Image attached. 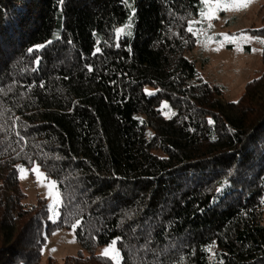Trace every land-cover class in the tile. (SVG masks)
<instances>
[{
	"label": "trees",
	"instance_id": "16d2710c",
	"mask_svg": "<svg viewBox=\"0 0 264 264\" xmlns=\"http://www.w3.org/2000/svg\"><path fill=\"white\" fill-rule=\"evenodd\" d=\"M199 6L0 0V264H38L45 234L77 219L88 254L63 264H113L94 250L116 238L121 264H264V43L262 73L225 100L186 56ZM28 157L61 182L56 222L23 202Z\"/></svg>",
	"mask_w": 264,
	"mask_h": 264
},
{
	"label": "rangeland",
	"instance_id": "374dc122",
	"mask_svg": "<svg viewBox=\"0 0 264 264\" xmlns=\"http://www.w3.org/2000/svg\"><path fill=\"white\" fill-rule=\"evenodd\" d=\"M211 2L214 3L215 0H211ZM223 2L230 3L232 0H223ZM199 9L207 10L201 2ZM214 11L218 18L203 21L202 27L205 29V33L200 37L201 43L195 41L193 48L186 53V56L195 62L198 77L202 81L221 85L222 97L228 101H235L243 94L246 83L258 77L263 71V43L256 38H264L254 30L264 27V0H251L248 7L239 11L224 9ZM200 19V16L196 15L191 20ZM209 23L212 24L211 29L207 28ZM132 27V18H129L125 25L118 26L116 29L124 28L125 31L119 35L115 31L116 42L120 36H130L133 32ZM197 27L199 28L201 25L198 24ZM241 33L252 37L251 42H246L240 38ZM220 34L235 35L237 40L235 43L224 42L219 51L215 50L218 46L215 41L204 43L206 37L209 36H214L216 40H220ZM241 48L242 50H240ZM143 89L147 94L156 91L150 85H144ZM159 110L165 117H171L175 113V109L166 100L161 101ZM24 167L30 169V167ZM40 171L44 173L41 169ZM20 175L18 172L19 185L25 195L23 202L32 205L36 204L39 198L45 199L48 209L51 199L47 198V188L37 183V178L31 170L26 174L27 178L25 179H21ZM47 178L54 181L50 177ZM50 215L48 212L47 220L53 222L49 219ZM109 244L97 246L94 253L101 255ZM80 251L83 255L88 254V251L83 250L76 240L73 228H54L45 234L38 264H47L49 258L54 259L56 264H63L67 257L75 256Z\"/></svg>",
	"mask_w": 264,
	"mask_h": 264
},
{
	"label": "snow or ice",
	"instance_id": "6c2138e0",
	"mask_svg": "<svg viewBox=\"0 0 264 264\" xmlns=\"http://www.w3.org/2000/svg\"><path fill=\"white\" fill-rule=\"evenodd\" d=\"M60 2L62 3V0H60ZM200 2L204 6H206L207 10L198 9L197 15H199L201 19L200 20H190L188 22V26L186 29L189 33H191L194 37L197 38L196 39L197 43H201L200 37L202 35H204V33H205V29L202 27L203 21L205 19L208 21H211L213 19L218 18L215 15L214 10L224 9V10L239 11L243 8L248 7V5L251 3V0H232V2H230V3L223 2V0H215L214 3H212L211 0H200ZM198 24L201 25V27L198 28L197 27ZM207 28L211 29L212 24L209 23L207 25ZM115 31L119 35V34L123 33L125 31V29L120 28V29H116ZM220 36H221L220 40H216V37H214V36L206 37L204 43L207 44L208 42L215 41L218 45L215 50L219 51L220 47L223 46L224 42L235 43L237 40V37L235 35L229 36L228 34H220ZM240 38L244 39L246 42H251V40L253 39L252 37H249L245 33H241ZM256 39H259V42L264 43V39H260V38H256ZM240 50H242V48ZM29 51H32V49H29ZM99 51H100V49L97 48L96 52H99ZM253 51H255V49H253ZM39 62L40 61L37 59L35 63L38 65ZM33 70L35 71L37 69H33ZM91 70L92 69L89 68V71H91ZM149 94L151 95L153 93H149ZM209 123H213V121L209 120ZM0 127H2V126H0ZM17 136H19V133H17ZM19 138H20V140L24 139L22 136H20ZM27 160H28V164L30 165V169L25 168L24 166H17V171L21 174L20 178L21 179L27 178L26 174L29 172V170H31V172L37 178V183L40 184L41 186L47 188V190H48L47 198L51 199V203L48 205V212L51 214L49 216V219L52 220L53 222H56L61 217V209L62 208L67 209V205L64 202V197L61 195L60 188H59V184L61 182L48 180L47 175L40 171V164L36 160H34L32 157H28ZM227 184H228V182H227V180H225L224 186H227ZM222 190H223V188L218 189V191H222ZM70 215H72L71 212L68 213V216H70ZM68 216H65V220H67ZM81 223L82 222L79 219H77L75 222H73L71 224V227L75 230L81 226ZM53 234H55V233H53ZM118 240H119V238L113 239L110 242L109 246L106 247L101 254L102 257H106V258H109L110 260H112L113 264H121V261L123 260V257L121 256L120 251L115 247V245L118 243ZM72 242H74V241H72ZM212 247H214V245L210 246L207 250L211 252ZM53 251H55V250L53 249ZM221 264H222V262H221Z\"/></svg>",
	"mask_w": 264,
	"mask_h": 264
}]
</instances>
